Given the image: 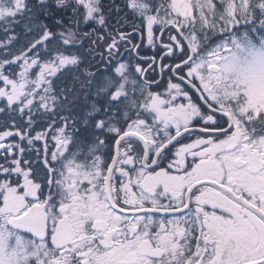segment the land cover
I'll use <instances>...</instances> for the list:
<instances>
[{"label": "snow or ice", "instance_id": "6c2138e0", "mask_svg": "<svg viewBox=\"0 0 264 264\" xmlns=\"http://www.w3.org/2000/svg\"><path fill=\"white\" fill-rule=\"evenodd\" d=\"M0 264H264V0H0Z\"/></svg>", "mask_w": 264, "mask_h": 264}]
</instances>
